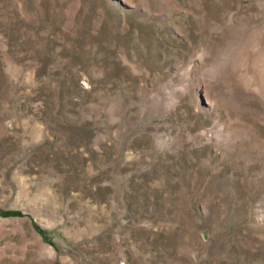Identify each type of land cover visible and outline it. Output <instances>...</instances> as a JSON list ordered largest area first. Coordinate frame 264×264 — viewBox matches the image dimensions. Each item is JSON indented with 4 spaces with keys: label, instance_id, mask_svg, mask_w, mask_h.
<instances>
[{
    "label": "rangeland",
    "instance_id": "374dc122",
    "mask_svg": "<svg viewBox=\"0 0 264 264\" xmlns=\"http://www.w3.org/2000/svg\"><path fill=\"white\" fill-rule=\"evenodd\" d=\"M0 264H264V0H0Z\"/></svg>",
    "mask_w": 264,
    "mask_h": 264
},
{
    "label": "water",
    "instance_id": "95a60500",
    "mask_svg": "<svg viewBox=\"0 0 264 264\" xmlns=\"http://www.w3.org/2000/svg\"><path fill=\"white\" fill-rule=\"evenodd\" d=\"M202 104L205 106L206 102H204V101L202 100Z\"/></svg>",
    "mask_w": 264,
    "mask_h": 264
}]
</instances>
